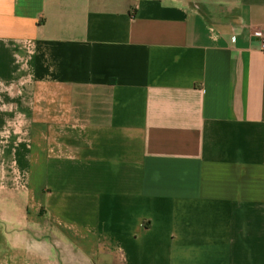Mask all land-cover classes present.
<instances>
[{
  "label": "crops",
  "instance_id": "0c3cea01",
  "mask_svg": "<svg viewBox=\"0 0 264 264\" xmlns=\"http://www.w3.org/2000/svg\"><path fill=\"white\" fill-rule=\"evenodd\" d=\"M264 0H0V264H264Z\"/></svg>",
  "mask_w": 264,
  "mask_h": 264
},
{
  "label": "built area",
  "instance_id": "2783aa9c",
  "mask_svg": "<svg viewBox=\"0 0 264 264\" xmlns=\"http://www.w3.org/2000/svg\"><path fill=\"white\" fill-rule=\"evenodd\" d=\"M254 35L261 41L262 49L264 50V28L254 31Z\"/></svg>",
  "mask_w": 264,
  "mask_h": 264
},
{
  "label": "rangeland",
  "instance_id": "374dc122",
  "mask_svg": "<svg viewBox=\"0 0 264 264\" xmlns=\"http://www.w3.org/2000/svg\"><path fill=\"white\" fill-rule=\"evenodd\" d=\"M1 246V245H0ZM21 264H24L23 262Z\"/></svg>",
  "mask_w": 264,
  "mask_h": 264
}]
</instances>
